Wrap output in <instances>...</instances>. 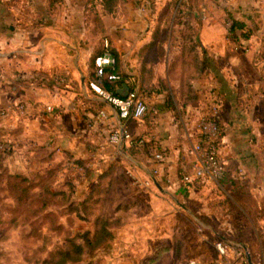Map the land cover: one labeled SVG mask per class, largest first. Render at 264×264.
Returning <instances> with one entry per match:
<instances>
[{
  "label": "crops",
  "instance_id": "0c3cea01",
  "mask_svg": "<svg viewBox=\"0 0 264 264\" xmlns=\"http://www.w3.org/2000/svg\"><path fill=\"white\" fill-rule=\"evenodd\" d=\"M86 2L0 0V106L14 99L28 105L24 114L9 117L1 126L19 150L13 166L26 167L29 159L32 174L62 161V179L67 172L66 157H85L89 152L95 156L91 163L98 171L91 176L87 195L93 193L96 210L123 221L113 228V237L100 251L101 264L112 260L114 264H151L152 259L155 264L169 250L167 246L174 245L175 236L182 240V259H187L188 253L189 258L215 262V242L225 236L247 244L251 251H260L264 264V240H242L237 230L245 225L264 234V26L246 39L245 47L215 23L205 25L203 31H189L190 38H195L191 51L199 53V64L193 74L183 70L190 66L183 61L170 72L172 50L179 52V45L169 43L167 56L155 65L142 61L137 52L153 39L154 31H134L130 20L122 23L124 33H118L122 31L119 23L106 22L104 28L96 29L95 24L87 23ZM51 4L58 8L50 10ZM240 4L235 7L242 19L252 12V17L264 21V0H240ZM82 31L108 32L118 70L125 75L117 93L124 84L136 86L154 108L130 123L135 135L143 136L166 155L164 176L153 177L149 185L136 184L124 174L133 168L142 178L150 177L153 163L146 150L135 146L133 152L130 147L115 152L107 140L108 126L117 122L118 116L113 106L88 86L91 74L86 63L91 46L84 48L82 40L75 38ZM152 68L155 78H150ZM59 75L66 80L58 79ZM215 102L220 103L219 145L225 174L217 180L197 179L182 185L178 173L190 168L192 147L202 137L198 122ZM47 104H53L54 110L47 111ZM101 107L108 110L110 118L97 128L85 126L82 119L86 113ZM85 143L91 149L84 147ZM41 145L54 152L53 161L45 159ZM66 148L70 151L64 152ZM6 165L13 170L7 159ZM197 208L205 219L195 216ZM183 210L194 217L192 223L210 233L180 235L181 226L191 227L180 222ZM61 221L67 223V215ZM228 259L231 263L236 260L233 254Z\"/></svg>",
  "mask_w": 264,
  "mask_h": 264
},
{
  "label": "rangeland",
  "instance_id": "374dc122",
  "mask_svg": "<svg viewBox=\"0 0 264 264\" xmlns=\"http://www.w3.org/2000/svg\"><path fill=\"white\" fill-rule=\"evenodd\" d=\"M236 5H238V7L241 6L240 0H121L116 5L114 12L110 13L105 11L101 0H87L85 7L90 14V20H88L87 23L95 24L96 29L104 28L106 22L119 23V28L122 29V31H119L118 33H124L125 28L122 23H127L130 20V24L133 26L134 31H154L153 39L145 43V45H143L137 52L138 58L142 61L144 59L145 62L147 61L155 65L158 60L167 56L169 50V48L167 49V45H169V43L179 45V52H174L175 49L172 50V53L174 54V63L170 66L169 71H173L175 67L174 65L183 61L184 64L187 62L190 64L189 67L186 66L187 68L185 67L186 69L183 70L189 69L191 70L190 73L193 74L196 70V66L199 64L200 58L198 52L195 53L194 51H191L190 44L195 41V38H190L191 36L189 31H203L205 25L209 26L214 23L218 24L222 31H230V19L233 21L234 19H241L245 21L247 24L245 31H252L255 33L258 29L263 28L264 21L262 17H252V12H249L250 14H246L249 18L242 19V17L238 14L240 10L235 7ZM57 8V5L51 4L49 9L56 10ZM101 13L105 15L106 21L101 16ZM97 14L100 15L101 21L94 19ZM129 17L131 19H129ZM31 23H34V20L31 21ZM236 31L237 33H241L243 30L237 29ZM69 33L73 35L76 34V32L73 31H69ZM75 38H77L78 41L82 40V44L85 45L84 48L91 46L90 55L87 58L86 64L89 68V73L92 74L95 69L94 57L104 51L106 39L110 42L109 34L107 31H82L81 36H77ZM113 51H115V49ZM155 77L157 76L154 72V68H152L150 70V78ZM144 78L147 77L145 76ZM165 86L167 89L169 88L167 85ZM140 88L143 89V85H141ZM82 120L85 126H87L85 119L83 118ZM15 144L16 143L13 140V149L10 151H0L5 155L4 161L6 162L7 159V162L13 168L12 170L9 166H7V170L19 171L31 175V162H29V157L27 158L28 164H24L26 167H22L21 164L18 165L17 162V166H13L14 164L12 159L16 157L19 152L17 145ZM83 146L87 149L90 148L86 145V143ZM66 151L70 150L66 148L64 149V152ZM51 153L52 155L50 160L53 161L54 152ZM69 157L75 156L73 154L69 155ZM94 157L95 156L90 152L86 154L85 157L80 156L78 159L86 161H81L84 165V171L76 172L74 174L64 171L66 174L62 172L64 173L62 179L59 178V174L63 171L62 161H57L51 165H59L58 177L56 181L58 186H62L64 184L66 177L73 179L74 198L77 199V201H80L79 197L82 198L87 195L90 187L89 185L91 184L93 178L91 176H93L94 172L95 177V172L98 171V168L95 169L91 163V160ZM181 170L184 172L183 168ZM124 174L126 175L127 172H124ZM178 175L181 174L178 173ZM171 182L174 183L175 181L172 180ZM24 201L26 203H30L31 199L25 197ZM185 203H187L186 197ZM15 204V200L10 196H4L0 199V216L3 217V219L11 217V215L15 213L12 210ZM20 205L23 206L24 204ZM19 209L21 210V207ZM196 210L195 216L200 219H205L204 213L202 211H198V208ZM72 215L73 222L70 225L72 235H74L77 231H83L92 226L90 220L83 219L76 213H72ZM241 216L243 215L241 214ZM193 218L194 217L186 213L184 210L181 212V224L183 221L186 223L188 222L191 227H189V230L181 226L179 230L180 235H184L186 233V236H197V234L194 233L200 234L205 231L210 233L209 229L203 228L202 225L192 223ZM5 225L7 224L0 223V234L5 230ZM29 230L30 226L27 224L19 228L7 230V232H9V234L7 233L8 237L3 240L0 239V264H47L44 262V259L48 257V251L50 249H55L59 244H64L65 237L63 234L57 233L58 231L49 232L46 231V228L44 227L43 231L46 233L44 234L45 237H38L31 235ZM237 230L238 235L242 237V240H264V236H262L264 235L263 231L257 227L244 225ZM177 237L179 236H175L174 238V249H169L168 251L162 253L161 259L156 261L155 264H180L185 260L182 259L184 254L182 249V240L180 239L179 241V238ZM212 237L214 238V236ZM248 252L250 253L253 261L257 262V264H263V254L260 255V251L259 253H256L255 250L251 251L248 249ZM99 253L100 251L95 253V257H98L97 259H99ZM184 257L189 258L190 254L186 253ZM88 261L89 259H82L80 261L69 262L66 264H86ZM114 263L115 260H112L111 264Z\"/></svg>",
  "mask_w": 264,
  "mask_h": 264
},
{
  "label": "trees",
  "instance_id": "16d2710c",
  "mask_svg": "<svg viewBox=\"0 0 264 264\" xmlns=\"http://www.w3.org/2000/svg\"><path fill=\"white\" fill-rule=\"evenodd\" d=\"M120 1L101 0L105 11L110 13L114 12L116 5ZM94 19L101 21V17L98 14L95 15ZM246 28L247 24L245 21L234 19L230 31H228V35L241 47L248 45L246 39H249L253 34L252 31H245ZM237 29H242L243 31L237 33ZM241 38L244 40H241ZM111 50L113 51L114 49L111 48ZM113 52L116 56V52ZM112 73L119 74L121 77H111L110 74ZM91 76H96L95 71H93ZM123 81H125V75L118 70V60L115 68L107 66L100 75L101 84L115 93H117V85ZM135 146L137 147L135 144L130 147L131 152L136 148ZM142 148L145 149L144 146ZM39 150L45 159H51L52 153L43 145L39 147ZM4 158L5 155L0 152V199L4 196H10L15 200L16 204L12 209L15 213L11 217L3 219L0 216V223L7 224L4 226L5 230L0 234V239L3 240L8 237L9 232L7 230L19 228L26 224L30 226L29 232H31V235L45 237L44 234L46 233L43 231L45 227L46 231H58L57 233H61L65 237L64 244H59L55 249L48 251V257L44 259L45 263L66 264L89 259L86 264H100L101 259H97L98 257H95V253L101 251L113 237V228L123 223L122 217H112L105 211L96 210V200L92 192L82 200L77 201L74 198L73 179L70 177H66L64 184L58 186L56 182L59 171L58 164L50 166L43 171H34L31 175H28L19 171H8ZM65 186L67 187L65 188ZM25 197L30 198L31 202L26 203L24 201ZM20 204L24 205L21 206ZM20 207L21 210L19 209ZM72 213H76L83 219L90 220L92 227L77 231L72 235L70 227L73 222ZM63 215H67V223L61 221ZM171 248L174 249V245L167 246V249ZM149 262L154 264L153 259Z\"/></svg>",
  "mask_w": 264,
  "mask_h": 264
},
{
  "label": "built area",
  "instance_id": "2783aa9c",
  "mask_svg": "<svg viewBox=\"0 0 264 264\" xmlns=\"http://www.w3.org/2000/svg\"><path fill=\"white\" fill-rule=\"evenodd\" d=\"M233 20H229L232 26ZM229 36V35H228ZM230 38V36H229ZM117 58L111 50L108 39L105 40L104 52L95 57V77L88 79V86L102 97L106 102L110 103L118 120L108 126L106 131L107 140L111 146L115 148V152H119L123 147H131L137 145L145 148L149 161L153 163L150 167V177L142 178L134 169L126 170L132 181L139 185H149L153 177L164 176L163 163L166 159L164 150H160L150 145L148 141L139 135H135L130 123L132 120L142 119L147 116L154 108L147 101L145 96L136 87H129L127 95H121L106 89L100 82V75L105 67L115 68ZM111 77L120 78L121 75L112 73ZM60 80H66V76H57ZM74 107V104L71 105ZM27 103L21 99H14L6 106H0V151H10L14 148L13 140L4 132H2V123L13 115H21L27 111ZM47 111L54 110L53 104L46 105ZM220 103L215 102L209 108L208 113L203 116L198 126L202 137L192 147V164L190 168L184 171L178 179V183L188 185L197 179L217 180L224 176L226 170L225 159L221 156L219 138L221 136V125L219 122ZM110 118V113L106 108H99L88 112L85 115V122L89 128H97L101 123ZM115 153L111 154L112 160L115 159ZM64 168L67 172L74 174L83 172L84 165L76 157H66L64 160ZM186 168V167H185ZM215 246L218 255L215 262L206 261L198 257L187 258L180 264H251L247 256V250L244 247L231 244L224 239L217 240ZM233 254L235 262H229L228 256Z\"/></svg>",
  "mask_w": 264,
  "mask_h": 264
},
{
  "label": "water",
  "instance_id": "95a60500",
  "mask_svg": "<svg viewBox=\"0 0 264 264\" xmlns=\"http://www.w3.org/2000/svg\"><path fill=\"white\" fill-rule=\"evenodd\" d=\"M128 91H129V86L127 84H124L123 87H121V88L118 89V92L121 95H127ZM223 239L226 240L227 242L231 243V244L244 247L247 250V256L249 258V261L251 262V264H254V262L252 261L251 255L248 252V246H247V244L242 243V242L234 241V240H232V239H230L228 237H225V236H223Z\"/></svg>",
  "mask_w": 264,
  "mask_h": 264
}]
</instances>
